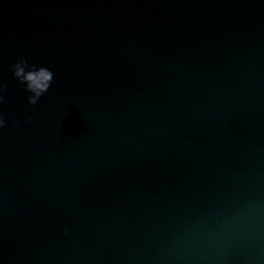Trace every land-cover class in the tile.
Instances as JSON below:
<instances>
[{"label":"water","instance_id":"water-1","mask_svg":"<svg viewBox=\"0 0 264 264\" xmlns=\"http://www.w3.org/2000/svg\"><path fill=\"white\" fill-rule=\"evenodd\" d=\"M0 83V264H264V0H0Z\"/></svg>","mask_w":264,"mask_h":264},{"label":"clouds","instance_id":"clouds-1","mask_svg":"<svg viewBox=\"0 0 264 264\" xmlns=\"http://www.w3.org/2000/svg\"><path fill=\"white\" fill-rule=\"evenodd\" d=\"M11 71L16 80L25 86V90L31 95L28 97L29 105H36L40 97L46 93L53 81V73L46 67L37 68L35 65L30 66L27 59L21 58L12 65ZM7 85L0 83V104L4 102L3 92ZM13 125L18 121H12ZM28 123H31L29 119ZM5 127V120L0 115V129Z\"/></svg>","mask_w":264,"mask_h":264}]
</instances>
